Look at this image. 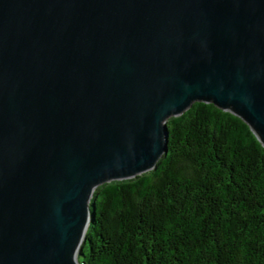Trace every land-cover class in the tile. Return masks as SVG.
<instances>
[{"label": "water", "instance_id": "water-1", "mask_svg": "<svg viewBox=\"0 0 264 264\" xmlns=\"http://www.w3.org/2000/svg\"><path fill=\"white\" fill-rule=\"evenodd\" d=\"M193 103L264 148V0H0V264H80L95 189Z\"/></svg>", "mask_w": 264, "mask_h": 264}, {"label": "trees", "instance_id": "trees-1", "mask_svg": "<svg viewBox=\"0 0 264 264\" xmlns=\"http://www.w3.org/2000/svg\"><path fill=\"white\" fill-rule=\"evenodd\" d=\"M166 125L152 170L95 189L78 262L264 264V148L211 103Z\"/></svg>", "mask_w": 264, "mask_h": 264}]
</instances>
